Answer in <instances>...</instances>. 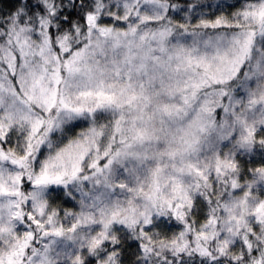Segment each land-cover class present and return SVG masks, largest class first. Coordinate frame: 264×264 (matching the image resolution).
<instances>
[{
  "label": "snow or ice",
  "instance_id": "snow-or-ice-1",
  "mask_svg": "<svg viewBox=\"0 0 264 264\" xmlns=\"http://www.w3.org/2000/svg\"><path fill=\"white\" fill-rule=\"evenodd\" d=\"M197 7L0 13V264H264V0Z\"/></svg>",
  "mask_w": 264,
  "mask_h": 264
},
{
  "label": "trees",
  "instance_id": "trees-1",
  "mask_svg": "<svg viewBox=\"0 0 264 264\" xmlns=\"http://www.w3.org/2000/svg\"><path fill=\"white\" fill-rule=\"evenodd\" d=\"M174 2L180 3L182 5H187L189 3H194V4L198 5L197 8H199V9L200 8H206L207 6H210V5L217 6L219 4V0H174ZM12 3H13V0H0V13H7L10 10V8H11ZM223 3L225 5H230L231 4L229 1H226V2H223ZM219 5H222V4H219ZM229 9L230 8L223 6V9L222 8L220 9V14H221L222 11L225 14L226 13L229 14V12H230Z\"/></svg>",
  "mask_w": 264,
  "mask_h": 264
},
{
  "label": "rangeland",
  "instance_id": "rangeland-1",
  "mask_svg": "<svg viewBox=\"0 0 264 264\" xmlns=\"http://www.w3.org/2000/svg\"><path fill=\"white\" fill-rule=\"evenodd\" d=\"M226 1H229L231 4L237 2V0H219V4H222L225 7V4L223 2H226ZM222 5H220V7H217L215 5L214 6L210 5V6H207L206 8H200V9L197 8L196 14L197 15L203 14L207 18L215 19V17L217 15H220V9L221 8L223 9V6ZM229 10H230V12H229V14H230L235 9L234 8H230ZM226 14H228V13H226ZM79 130H80L79 128L76 129V131H79ZM57 203H60L62 208L63 207H71L72 206L71 203H69V204H62L60 201H58Z\"/></svg>",
  "mask_w": 264,
  "mask_h": 264
}]
</instances>
